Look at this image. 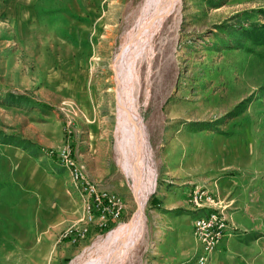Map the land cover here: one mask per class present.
<instances>
[{"label":"rangeland","instance_id":"1","mask_svg":"<svg viewBox=\"0 0 264 264\" xmlns=\"http://www.w3.org/2000/svg\"><path fill=\"white\" fill-rule=\"evenodd\" d=\"M143 2L0 0V264H82L139 208L114 147ZM135 75L154 180L124 263L213 264L225 238L264 242V0H179ZM211 211L226 226L208 248L194 221Z\"/></svg>","mask_w":264,"mask_h":264},{"label":"bare ground","instance_id":"2","mask_svg":"<svg viewBox=\"0 0 264 264\" xmlns=\"http://www.w3.org/2000/svg\"><path fill=\"white\" fill-rule=\"evenodd\" d=\"M178 1L144 0L137 22L123 44L124 49L117 65L120 73L117 80L114 150L119 164L133 177V192L139 208L130 223L123 222L110 231L104 242L98 245L82 264H123L131 246L142 233L141 205L152 187L154 170L150 165L149 141L137 109V94L134 93L136 91L134 86L138 81L135 71L137 62L144 58V50L150 44L152 36L161 28Z\"/></svg>","mask_w":264,"mask_h":264},{"label":"crops","instance_id":"3","mask_svg":"<svg viewBox=\"0 0 264 264\" xmlns=\"http://www.w3.org/2000/svg\"><path fill=\"white\" fill-rule=\"evenodd\" d=\"M232 220L235 224L243 225L237 212L232 213ZM264 242H245L239 241L231 236L225 238L220 243V248L213 254L210 263L213 264H253L256 261L253 251L264 250ZM257 252V251H256Z\"/></svg>","mask_w":264,"mask_h":264},{"label":"built area","instance_id":"4","mask_svg":"<svg viewBox=\"0 0 264 264\" xmlns=\"http://www.w3.org/2000/svg\"><path fill=\"white\" fill-rule=\"evenodd\" d=\"M202 192L199 194V198L202 196ZM197 195V194H196ZM195 195V198H196ZM96 199H99L96 197ZM103 199V198H100ZM117 201V200H116ZM118 202V201H117ZM108 205L103 207L102 213L106 212L107 210H110V206H112L111 210L115 207V199L109 198L108 199ZM118 212L116 211L114 214L116 215ZM103 218V215H101ZM194 226L196 230V234L199 236V238L208 245V248L214 247L216 242L221 238L224 230H225V220L218 216L214 212H207L205 215L200 216L194 221Z\"/></svg>","mask_w":264,"mask_h":264}]
</instances>
